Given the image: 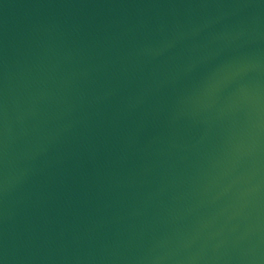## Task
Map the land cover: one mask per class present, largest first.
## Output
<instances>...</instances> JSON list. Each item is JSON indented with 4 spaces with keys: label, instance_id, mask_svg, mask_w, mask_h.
<instances>
[{
    "label": "water",
    "instance_id": "obj_1",
    "mask_svg": "<svg viewBox=\"0 0 264 264\" xmlns=\"http://www.w3.org/2000/svg\"><path fill=\"white\" fill-rule=\"evenodd\" d=\"M0 264H264V0H0Z\"/></svg>",
    "mask_w": 264,
    "mask_h": 264
}]
</instances>
